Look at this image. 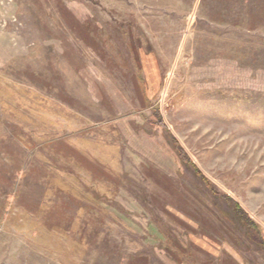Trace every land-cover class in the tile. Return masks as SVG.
<instances>
[{"label":"rangeland","instance_id":"obj_1","mask_svg":"<svg viewBox=\"0 0 264 264\" xmlns=\"http://www.w3.org/2000/svg\"><path fill=\"white\" fill-rule=\"evenodd\" d=\"M258 4L0 0V264H264Z\"/></svg>","mask_w":264,"mask_h":264},{"label":"trees","instance_id":"obj_2","mask_svg":"<svg viewBox=\"0 0 264 264\" xmlns=\"http://www.w3.org/2000/svg\"><path fill=\"white\" fill-rule=\"evenodd\" d=\"M258 1V6L260 5L261 7H259L260 9V15L264 16V2L257 0ZM183 159V158H182ZM198 171V170H197ZM208 187V186H207ZM208 189L212 192V194L215 197L220 196V194L215 193L214 191H212L209 187ZM225 200L226 203L228 204L229 208H230V213L233 215L234 217V221L235 224L240 225L246 228V232L245 234H247V237L249 240H251L253 243L261 246L264 249V239L260 236V231L258 229V225H256L248 216L247 214L244 212V210L236 203L234 202L231 198L227 197V196H222Z\"/></svg>","mask_w":264,"mask_h":264}]
</instances>
